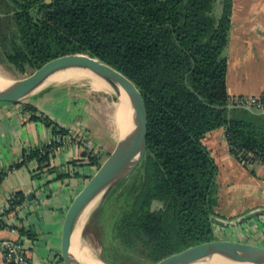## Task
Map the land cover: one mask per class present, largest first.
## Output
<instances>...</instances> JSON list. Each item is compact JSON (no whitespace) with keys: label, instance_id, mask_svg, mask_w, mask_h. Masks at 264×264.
Masks as SVG:
<instances>
[{"label":"trees","instance_id":"1","mask_svg":"<svg viewBox=\"0 0 264 264\" xmlns=\"http://www.w3.org/2000/svg\"><path fill=\"white\" fill-rule=\"evenodd\" d=\"M216 1L0 0L2 65L27 77L58 57L86 55L123 74L143 98L145 155L102 199L98 214L104 223L105 213H111L108 239L123 250L119 258L127 251L154 264L217 240L215 229L224 219L216 212L218 168L202 142L208 133L223 129L238 161L243 163L251 154V161L264 164V114L230 105L223 51L232 0L220 1L219 18L213 16ZM23 110L32 114L30 120L51 126L54 137L69 133L46 116H35L32 107L23 105ZM50 148L24 153L10 170L36 159L39 169L55 175V180L70 178L76 161L64 165V172L50 168ZM82 156L95 171L102 163L98 154ZM154 201L158 206L151 210ZM10 202L1 215L13 213L17 218L24 197L16 193ZM6 228L20 237L36 238L24 226Z\"/></svg>","mask_w":264,"mask_h":264},{"label":"crops","instance_id":"2","mask_svg":"<svg viewBox=\"0 0 264 264\" xmlns=\"http://www.w3.org/2000/svg\"><path fill=\"white\" fill-rule=\"evenodd\" d=\"M220 1H216L220 12L217 17L213 13L215 18L221 13ZM223 56L227 60L229 97L252 98L264 94V0H232L228 42ZM50 104L55 106L51 111ZM23 105L32 107L35 116L44 115L58 128L73 135L74 140L55 153L49 165L61 171L64 165L76 161L77 165L73 166L76 175L65 183L58 180L61 184L51 187L54 189L51 196L45 188L51 184L53 174L40 170L36 159L10 170L24 153L39 149L54 138L50 127L30 120L32 114L25 112ZM86 110L89 109L81 99L66 87L45 89L18 104L0 103V173H5L0 181V220L5 223V227L0 228V241L19 243L32 264H62L61 234L66 212L88 177L95 173L82 155L92 152L103 162L115 148L119 128L113 134L109 124H98ZM83 140L90 143V151L80 142ZM202 142L218 168L216 212L224 219L223 225L239 236L243 232L251 233L264 244V164L238 161L229 151L223 129L208 133ZM31 192L34 196L27 200L26 195ZM16 193L23 195L24 202L16 210L14 226L31 229L36 236L34 240L20 237L18 232L6 228L13 223L10 216L1 218L2 211ZM244 221H249L245 231L240 230ZM257 228L260 233L254 230ZM0 264H4L1 257Z\"/></svg>","mask_w":264,"mask_h":264},{"label":"water","instance_id":"3","mask_svg":"<svg viewBox=\"0 0 264 264\" xmlns=\"http://www.w3.org/2000/svg\"><path fill=\"white\" fill-rule=\"evenodd\" d=\"M49 2L50 0H46V3ZM69 70L86 72L99 78L115 93H117L116 88L122 89L128 98L130 109L126 116V123L123 124L122 128H119V136L114 150L73 199L65 215L61 234L62 264H80L73 253L75 228L86 209L94 201L95 205L100 203L117 184L128 178L141 163L146 150L147 115L140 92L128 78L100 60L86 55L58 57L47 62L29 76L21 80L10 81L8 86L0 89V103L18 104L47 89L45 87L48 85L55 87V85L45 84L48 78L55 73ZM33 196L34 193L31 192L26 195V198L30 200ZM156 206H158V202H152L151 210ZM214 256L224 258L220 264H232L240 261L264 264L263 247L229 240H214L195 245L154 264H218L211 262V258ZM97 261L101 264H107L101 257H98Z\"/></svg>","mask_w":264,"mask_h":264},{"label":"rangeland","instance_id":"4","mask_svg":"<svg viewBox=\"0 0 264 264\" xmlns=\"http://www.w3.org/2000/svg\"><path fill=\"white\" fill-rule=\"evenodd\" d=\"M219 12H220V6L218 3H215L213 13H215V16L217 17L219 15ZM0 72L3 76H5L8 80L12 82L25 78L19 75L18 73H15L11 68L2 65L1 63H0ZM49 87L52 88L53 86L48 85L45 88L48 89ZM55 87L57 88L66 87L70 91L74 92L75 97L77 99H81V103L84 106H86L87 109H89L88 111L86 110V112L90 114L93 117V119L95 117V119L98 121V124L101 125L109 124L107 126H110L111 132L113 134L117 133L119 127L116 121H114L113 119V114H114L113 106L114 104L118 103V99H116L117 97H115L114 94L94 92L90 89L87 83L69 84V85L64 84ZM48 108L51 111V109H54L55 106L50 104L48 105ZM41 123L44 124L43 122ZM50 128L52 129L51 126ZM64 169L66 168H62L63 172L65 171ZM68 171L70 170L68 169ZM72 172L74 173V170ZM72 172H69L70 174L68 177L72 178L74 176ZM54 179H55V175H53L52 179H50L51 184L49 183L50 185H47L48 192L46 191L47 189L45 188V192L49 193L50 196L54 192V189L51 187L55 186V184L59 186V184H61L62 182L65 183L68 178H63L60 181L61 183L57 182L58 180H54ZM52 181L53 182L56 181L57 183H53ZM100 206H101L100 203L96 204L82 220L83 226L82 229L80 230V235H79L80 236L79 249H82V247H88L93 253H95L97 257H101V258L107 257L109 258V260L116 261L118 264H147L145 263L146 261L144 262L143 259H141L136 254L131 255L127 251H124L125 253L124 256L119 258L120 255H123L122 253L123 250L117 247L118 245L117 243L114 242L110 243L108 239L109 227H111L112 224L110 220L111 213L109 212L105 213L104 216L108 217L106 222L104 223L99 222L98 218L100 215L98 214L100 212ZM248 223L246 221L240 230L245 231L246 227L249 225ZM254 230L259 232V228ZM215 238L217 240H229V241L241 242L251 245L256 244V246L264 245L260 243V241L257 239L256 236L251 235V233L243 232L241 236H239L236 235V231H231L230 228L228 226L225 227V225L219 226L215 229ZM112 246L116 247L115 252L118 253V255L117 254L114 255L115 253L114 251H112ZM79 249L77 246L76 252Z\"/></svg>","mask_w":264,"mask_h":264},{"label":"bare ground","instance_id":"5","mask_svg":"<svg viewBox=\"0 0 264 264\" xmlns=\"http://www.w3.org/2000/svg\"><path fill=\"white\" fill-rule=\"evenodd\" d=\"M10 80H8L5 76H3L0 72V89L8 86L10 84ZM79 83H87L90 89L94 92L99 93H112L117 95L118 103L114 104V114L113 119L116 121L119 128H122L123 124L126 123V116L129 112V101L125 93L122 89L116 88V92L106 86L104 82H102L99 78H96L86 72L69 70V71H61L53 74L48 78L45 84H51L55 86H60L64 84H79ZM82 85V84H81ZM117 99V98H116ZM95 201L86 209L83 217L80 219L78 225L75 228L74 236H73V253L75 255L76 260L80 264H101L97 261L98 257L93 253L88 247H82L79 249L80 244V230L82 229L83 223L82 220L88 214V212L94 207ZM82 223V224H81ZM78 246V251L76 252V247ZM99 253V252H98ZM211 262H215L220 264L224 258L221 256H214L211 258ZM232 264H252L245 263L240 261L238 263Z\"/></svg>","mask_w":264,"mask_h":264},{"label":"built area","instance_id":"6","mask_svg":"<svg viewBox=\"0 0 264 264\" xmlns=\"http://www.w3.org/2000/svg\"><path fill=\"white\" fill-rule=\"evenodd\" d=\"M230 105L234 107H241L245 109H250L256 112H264V94L260 97H252V98H245V97H234L230 100ZM73 139V135L67 134L64 136H55L52 141L46 143L45 146H51L50 153L55 154L59 152L64 146L71 142ZM84 144L85 148L90 151L91 145L87 141L83 140L80 141ZM245 160L243 161L244 164H252L258 163L251 161L254 159L253 155L246 154L244 156ZM22 161V159L20 160ZM19 161V162H20ZM11 201V200H10ZM8 202L5 209L2 211L4 214L10 208V203ZM10 219L12 220V225L10 227L16 225V216L12 214L9 215ZM11 231H15L11 229ZM0 257L4 264H32L28 258L24 255L23 248L19 243H14L11 241H0Z\"/></svg>","mask_w":264,"mask_h":264}]
</instances>
